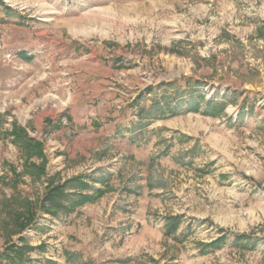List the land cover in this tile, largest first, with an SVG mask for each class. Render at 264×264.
<instances>
[{"label":"rangeland","instance_id":"374dc122","mask_svg":"<svg viewBox=\"0 0 264 264\" xmlns=\"http://www.w3.org/2000/svg\"><path fill=\"white\" fill-rule=\"evenodd\" d=\"M0 264H264V0H0Z\"/></svg>","mask_w":264,"mask_h":264},{"label":"trees","instance_id":"16d2710c","mask_svg":"<svg viewBox=\"0 0 264 264\" xmlns=\"http://www.w3.org/2000/svg\"><path fill=\"white\" fill-rule=\"evenodd\" d=\"M68 182L58 184H49L47 190L43 196L42 202H40L39 207L52 215H55L56 212H59L64 209V201L69 197V194L66 192ZM84 198V197H83ZM87 198V197H86ZM34 210L33 206L27 208L26 213L23 215L22 224L19 221L20 228H24V226H28L34 220ZM31 250L30 247L24 245L23 247H16L14 245H8L4 252L2 253V257L7 258L10 262L16 263L23 260L24 253L26 251Z\"/></svg>","mask_w":264,"mask_h":264}]
</instances>
